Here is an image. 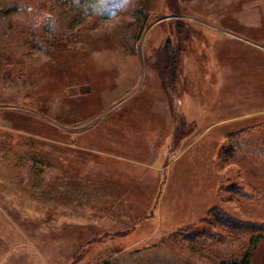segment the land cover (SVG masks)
Segmentation results:
<instances>
[{
  "label": "rangeland",
  "instance_id": "374dc122",
  "mask_svg": "<svg viewBox=\"0 0 264 264\" xmlns=\"http://www.w3.org/2000/svg\"><path fill=\"white\" fill-rule=\"evenodd\" d=\"M149 115L170 119V138L134 165L158 187L133 215L98 188L96 137ZM181 182L195 188L192 214L160 215ZM212 207L249 228L204 222ZM255 226L264 0H0V264H220L247 251L264 264Z\"/></svg>",
  "mask_w": 264,
  "mask_h": 264
},
{
  "label": "crops",
  "instance_id": "0c3cea01",
  "mask_svg": "<svg viewBox=\"0 0 264 264\" xmlns=\"http://www.w3.org/2000/svg\"><path fill=\"white\" fill-rule=\"evenodd\" d=\"M168 119L169 118L166 119L165 117L162 118L157 115H149L148 117H121L111 122L108 131H100L98 137H96V139H98L99 148L95 152L99 154L98 163L100 166L98 188L114 189L113 195L114 199H116L115 203L121 202L125 204L130 214L132 213L135 215L136 213L137 215L140 211L152 209L156 191L155 188L158 187L157 182L153 179H143L141 175L144 176L147 171H139L134 165H151L162 156L161 150L169 144L170 138L171 122L170 119L169 121ZM131 124H137L138 129L137 126H127ZM151 124L153 126H151ZM160 124L163 126L166 125V127H161L159 126ZM165 129L166 131H164ZM198 138L199 136H195L184 146L181 152L192 149ZM91 139H94V137ZM90 151H94V149H90ZM169 165L170 163L168 166ZM167 167L165 170H167ZM152 169L159 171L163 168L153 166ZM154 170H152V172H154ZM152 175H154V173ZM105 176L109 178L107 179ZM189 183L191 182H181L180 190L178 191L176 189L174 192L175 195L166 200L169 207L165 208V213H161L160 215L192 214L190 213L192 211L189 210L190 207L187 206L186 203L191 202L192 197L195 195V188L193 185L190 186ZM166 185L167 178L163 187L165 188ZM108 194L109 195L106 197L110 198V192H108ZM104 196L105 193L101 190L98 193V197L100 198L98 201L99 203H103L102 197ZM199 199L200 201L203 200L202 192H200L199 196H196V200ZM196 205L198 206V202ZM181 206L182 210H180ZM197 206L191 209H197ZM159 210L158 203L157 215L160 213ZM202 212L203 209L201 208L196 215H201Z\"/></svg>",
  "mask_w": 264,
  "mask_h": 264
},
{
  "label": "trees",
  "instance_id": "16d2710c",
  "mask_svg": "<svg viewBox=\"0 0 264 264\" xmlns=\"http://www.w3.org/2000/svg\"><path fill=\"white\" fill-rule=\"evenodd\" d=\"M165 57L168 60V69L166 71V74L170 75L171 73V69H172V65L174 63L173 60V55L170 54L169 50L165 47ZM177 117V116H176ZM183 136V134H176V138H179ZM206 223H211L213 226H223L224 228L227 227L226 229L228 230H233V229H241V230H246L249 228L250 225H248L247 223H236L234 220H232L230 217L227 218L226 216L223 215V213L218 210V208L216 207H212L207 211V217L205 218ZM256 228H259V234L255 235L257 237V239L259 237H264V227L262 226H255ZM255 237V238H256ZM255 240V239H254ZM107 264V263H105ZM220 264H249V252H245L243 254V256L238 259V260H232L231 262L222 260L220 262Z\"/></svg>",
  "mask_w": 264,
  "mask_h": 264
}]
</instances>
